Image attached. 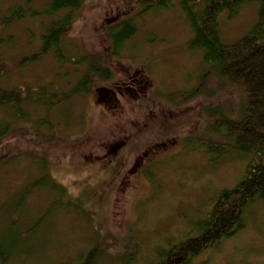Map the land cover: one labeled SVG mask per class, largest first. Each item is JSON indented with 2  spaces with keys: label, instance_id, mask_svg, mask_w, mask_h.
<instances>
[{
  "label": "rangeland",
  "instance_id": "rangeland-1",
  "mask_svg": "<svg viewBox=\"0 0 264 264\" xmlns=\"http://www.w3.org/2000/svg\"><path fill=\"white\" fill-rule=\"evenodd\" d=\"M48 1L36 0L32 8L41 10ZM23 2L0 0V16ZM134 5L136 0H84L62 41L64 66L53 52L19 65L40 46L48 20L25 17L8 27L0 20V37L14 39L1 50L0 87L36 100L45 98L47 84L52 83L51 92L64 91L72 70L81 74L84 67L73 61L108 47L107 23L116 14L134 17L139 10ZM257 12L258 4L245 0L231 18L221 14L222 42L231 44L247 33ZM135 24L136 34L123 45L116 68L142 67L148 109L140 93L124 95L110 109L93 102L94 91L69 96L48 111L25 103L24 119L0 106V123L10 124L0 139V246L12 251L4 264H69L92 248L94 264H151L166 242L192 236L191 225L218 191L244 176L250 157L238 151L228 150L216 162L203 152L189 153L190 140H214L206 131L214 113L239 117L241 98L205 64L201 51L187 47L192 33L178 1L146 12ZM173 93L183 99L172 103L167 95ZM115 127L127 129L123 139L130 140L113 156ZM45 174L62 185V201L48 188L22 194ZM55 202L61 203L58 211ZM189 264H264V204L255 201L245 227Z\"/></svg>",
  "mask_w": 264,
  "mask_h": 264
},
{
  "label": "trees",
  "instance_id": "trees-1",
  "mask_svg": "<svg viewBox=\"0 0 264 264\" xmlns=\"http://www.w3.org/2000/svg\"><path fill=\"white\" fill-rule=\"evenodd\" d=\"M173 1L136 0L139 10L135 16L108 29L113 48H122L136 34V18L148 11L168 9ZM177 1L192 33L187 47L191 51H201L205 64L211 67L221 80H226L236 87L241 98L239 117L232 119L224 111L214 113L206 130L210 136L214 137V140L208 138L190 140L189 145L192 147L189 153L203 152L210 162H216L228 150L238 151L242 156L250 158L244 176L231 188H222L218 191L208 210L191 225L194 234L177 243L166 242L164 247L155 250V259L151 264H189L192 258L245 227L248 208L255 201H261L264 204V0H248L258 4L257 20L247 33L231 44L222 42L218 19L223 13H227L229 18L236 15L245 0ZM35 2L36 0H24L23 3L9 8L5 15L0 16L2 25L5 27L24 20L25 17L49 21L39 36L38 49L29 56H24L19 61V65L25 66L38 62L53 52L64 66L68 58L64 55L62 41L71 28L74 12L81 7L84 0H49L41 10L32 8ZM41 23L45 22L42 20ZM5 36L0 37V55L5 42L10 43L14 40L12 35ZM73 62H84V70L81 74L77 69L72 70L74 74L70 77L74 82H67V89L64 91L51 92L49 88H52L50 87L52 83L47 84L44 86H49L47 93L42 94L45 98L43 96L41 100H36L33 96H25L19 91L0 87V106L12 110L17 118L24 119L27 114L25 103L42 106L48 111L69 96H72L70 100L73 97H79L77 95L85 96L91 85L90 80L97 74L95 70L97 67L89 57L82 56ZM3 70L5 69H2L0 62V77ZM101 72V75L106 77L105 70ZM68 79H70L69 74L66 81ZM181 95L182 93H173L167 97L176 104L181 101V98L183 99ZM188 96L191 95H185L184 99H188ZM9 127V122L0 123V139L7 136ZM1 163L4 162L0 160ZM36 188L39 190L48 188L50 193L59 198V202L63 200L65 191L62 185L47 174L39 181L30 182L22 194ZM59 202L52 205L56 211L61 209ZM11 254L12 251L0 246V259L3 264L11 257ZM95 255V250L89 249L69 264H94Z\"/></svg>",
  "mask_w": 264,
  "mask_h": 264
},
{
  "label": "flooded vegetation",
  "instance_id": "flooded-vegetation-1",
  "mask_svg": "<svg viewBox=\"0 0 264 264\" xmlns=\"http://www.w3.org/2000/svg\"><path fill=\"white\" fill-rule=\"evenodd\" d=\"M134 7H138L137 4L134 5ZM123 18L124 17L120 18L119 15L116 14V16L113 17V21L108 22L107 24H111L109 27L112 28L125 20ZM105 32L107 34L108 47H105L98 52L88 53L86 56L84 55V57L88 56L93 60L97 67L95 69L97 70V74L90 80L91 85L86 96L91 91H94L92 97L94 103L98 104L103 102L105 106H109L110 109H113L114 105L117 104L120 98L125 97L124 95L130 94L131 96L132 92L136 95L140 93L142 95H139L138 98H144L145 102H143L142 105L145 104L146 106H144V108L148 109L150 103L148 99L150 95L148 88L149 85L147 84V81L143 79L144 76L147 78L144 73L145 71L142 70V67H137L133 64L129 65L130 67L127 70H125L124 67L118 70L116 66L121 64V51L123 48L114 49L108 31ZM97 60H99L100 63H97ZM82 70H84V68H82ZM102 70H105L106 77L101 75ZM147 89L149 97L147 95ZM115 129L116 132L114 133L112 145H110V148L114 152L113 156H115L116 152L130 140L129 138H126L125 140L123 139V136H127L128 134L127 129L116 127Z\"/></svg>",
  "mask_w": 264,
  "mask_h": 264
}]
</instances>
